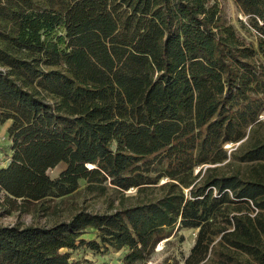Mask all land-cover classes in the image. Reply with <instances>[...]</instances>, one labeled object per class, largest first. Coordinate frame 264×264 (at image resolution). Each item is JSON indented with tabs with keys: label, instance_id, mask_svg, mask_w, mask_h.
I'll use <instances>...</instances> for the list:
<instances>
[{
	"label": "trees",
	"instance_id": "trees-1",
	"mask_svg": "<svg viewBox=\"0 0 264 264\" xmlns=\"http://www.w3.org/2000/svg\"><path fill=\"white\" fill-rule=\"evenodd\" d=\"M234 1L256 42L217 0H0V215L80 178L120 192L50 226L0 220V264H80L63 248L82 245L148 264L176 224L198 229L183 264H264V0Z\"/></svg>",
	"mask_w": 264,
	"mask_h": 264
},
{
	"label": "rangeland",
	"instance_id": "rangeland-1",
	"mask_svg": "<svg viewBox=\"0 0 264 264\" xmlns=\"http://www.w3.org/2000/svg\"><path fill=\"white\" fill-rule=\"evenodd\" d=\"M223 16L227 21L233 23L236 28L256 42V29L251 25L250 18L239 7L234 0H217ZM264 110V108H263ZM12 120L8 119L0 124V167L9 162L12 154V137L9 127ZM237 142H228L226 147L229 150L237 147ZM67 164L62 162L49 171L52 177H58L66 168ZM166 176L161 178L165 181ZM102 186L97 184L91 187L85 178L79 179V187L71 193L62 196H49L43 203L32 204L30 209L19 208L17 205L10 207L9 211H3L0 220L5 224H40L50 226L58 221L69 219L80 209L94 212L111 210L119 204L120 192L108 180ZM129 195L136 194V188L131 187L126 190ZM4 197V192L0 191V199ZM136 198L128 199V203L135 202ZM198 229L193 227L179 226L176 224L172 228L169 237L158 243L155 250L147 258L148 264H183L184 259L189 254L195 242ZM84 237L87 240L96 238L93 228L89 229ZM63 251L70 252L72 260L80 264H123V257L128 251V247L121 250L110 248L109 250L97 251L87 245H82L76 249L63 248Z\"/></svg>",
	"mask_w": 264,
	"mask_h": 264
},
{
	"label": "built area",
	"instance_id": "built-area-1",
	"mask_svg": "<svg viewBox=\"0 0 264 264\" xmlns=\"http://www.w3.org/2000/svg\"><path fill=\"white\" fill-rule=\"evenodd\" d=\"M260 118L264 119V110H262V112L260 113Z\"/></svg>",
	"mask_w": 264,
	"mask_h": 264
},
{
	"label": "water",
	"instance_id": "water-1",
	"mask_svg": "<svg viewBox=\"0 0 264 264\" xmlns=\"http://www.w3.org/2000/svg\"><path fill=\"white\" fill-rule=\"evenodd\" d=\"M241 141H242V140H241ZM241 141L237 142V144H239ZM208 165H210V164H207L206 166H208Z\"/></svg>",
	"mask_w": 264,
	"mask_h": 264
}]
</instances>
